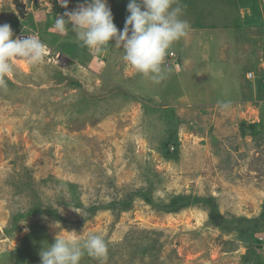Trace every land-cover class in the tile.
Segmentation results:
<instances>
[{
  "label": "rangeland",
  "instance_id": "1",
  "mask_svg": "<svg viewBox=\"0 0 264 264\" xmlns=\"http://www.w3.org/2000/svg\"><path fill=\"white\" fill-rule=\"evenodd\" d=\"M128 1L107 0L118 33ZM227 2L179 0L188 33L154 83L115 40L85 54L56 31L59 0H0L13 39L50 49L0 88V264H41L56 222L106 241L79 264H264V227L210 219V198L231 221L264 215V0Z\"/></svg>",
  "mask_w": 264,
  "mask_h": 264
},
{
  "label": "clouds",
  "instance_id": "2",
  "mask_svg": "<svg viewBox=\"0 0 264 264\" xmlns=\"http://www.w3.org/2000/svg\"><path fill=\"white\" fill-rule=\"evenodd\" d=\"M59 2L64 8L70 5L67 0ZM127 11L125 26L118 33L107 0H85L76 9L66 10L64 16H57L54 28L61 34L73 31L83 46L97 53L115 40V46L123 49L126 64L160 83L171 71L164 63L168 50L188 33V22L180 18L183 7L179 0H129ZM49 53L48 46L37 36L13 39L11 26L0 24V88L7 87L6 77L14 73V59L36 65ZM219 107L228 110L231 104L221 102ZM54 227L60 231L54 243L40 251L41 264H79L85 252L101 261L106 257L107 244L101 236L68 232L59 222Z\"/></svg>",
  "mask_w": 264,
  "mask_h": 264
},
{
  "label": "trees",
  "instance_id": "3",
  "mask_svg": "<svg viewBox=\"0 0 264 264\" xmlns=\"http://www.w3.org/2000/svg\"><path fill=\"white\" fill-rule=\"evenodd\" d=\"M66 10V8H65ZM210 204V219L219 227L226 228L227 231L236 230L242 237L246 239L252 238L253 235L260 233V229L264 227V215L255 219L238 218L236 220H229L225 218L218 210L215 198L208 200ZM179 208H182L181 206ZM177 208L176 211L179 209Z\"/></svg>",
  "mask_w": 264,
  "mask_h": 264
},
{
  "label": "built area",
  "instance_id": "4",
  "mask_svg": "<svg viewBox=\"0 0 264 264\" xmlns=\"http://www.w3.org/2000/svg\"><path fill=\"white\" fill-rule=\"evenodd\" d=\"M74 7L75 6H73V4H70L66 8V10L67 11H72V10H74ZM176 59H177V55L175 53H173V52L167 53V55L165 57V62H164L165 66L170 68L173 65L174 60H176ZM255 78H256V76H255L254 73H252V72L248 73V75H247V79L248 80H255Z\"/></svg>",
  "mask_w": 264,
  "mask_h": 264
},
{
  "label": "crops",
  "instance_id": "5",
  "mask_svg": "<svg viewBox=\"0 0 264 264\" xmlns=\"http://www.w3.org/2000/svg\"><path fill=\"white\" fill-rule=\"evenodd\" d=\"M115 1H116V0H115ZM138 1H139V0H138ZM227 1H229V0H227ZM227 1H226V0H223V2H225V3H228ZM128 2H129V1H128ZM232 2H233V5H234V7H235V3H234V1H232ZM76 4H77V2H76ZM79 5H80V4H79ZM124 6H125V4H124ZM74 8H75V7H74ZM191 31H192V30H191ZM193 32H194V31H193ZM198 32H201V31H197V30H196V33H198ZM67 33H69V31H68ZM66 35H67V34H66ZM74 42L78 43V45L81 46V50H82L85 54H87V53H86L87 50L85 49V46H83L81 42H78L77 39H75V38H74ZM82 47H83V48H82ZM85 50H86V51H85ZM86 57H87V55H86ZM87 58H88V57H87ZM86 61H87V60H86ZM87 64H89V62H87ZM89 65H90V64H89Z\"/></svg>",
  "mask_w": 264,
  "mask_h": 264
},
{
  "label": "bare ground",
  "instance_id": "6",
  "mask_svg": "<svg viewBox=\"0 0 264 264\" xmlns=\"http://www.w3.org/2000/svg\"><path fill=\"white\" fill-rule=\"evenodd\" d=\"M19 63H20L25 69H26V67H27V66H26V65H27V62H25V61L22 60V61H20Z\"/></svg>",
  "mask_w": 264,
  "mask_h": 264
}]
</instances>
